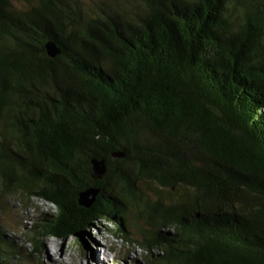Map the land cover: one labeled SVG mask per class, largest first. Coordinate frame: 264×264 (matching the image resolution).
I'll use <instances>...</instances> for the list:
<instances>
[{"label":"trees","instance_id":"1","mask_svg":"<svg viewBox=\"0 0 264 264\" xmlns=\"http://www.w3.org/2000/svg\"><path fill=\"white\" fill-rule=\"evenodd\" d=\"M2 195L55 205L32 255L105 219L148 264H264V0H0Z\"/></svg>","mask_w":264,"mask_h":264},{"label":"rangeland","instance_id":"2","mask_svg":"<svg viewBox=\"0 0 264 264\" xmlns=\"http://www.w3.org/2000/svg\"><path fill=\"white\" fill-rule=\"evenodd\" d=\"M54 207V204L38 197L31 198L27 205L13 197L5 195L0 197V223L4 236L8 241L13 240L17 247L21 248L22 253L20 257L8 258L6 264H64L63 260H66L65 264H97L95 260L103 261L104 257L95 248L93 239L100 241L99 233L105 231L108 224L105 219H101L102 226L94 223L81 235L65 240L48 238L45 246L39 248V252L30 254L35 246L28 241L31 227L42 214L54 211ZM104 243L115 244L123 253H127L129 263H150L146 258V252L136 245L113 238L104 240Z\"/></svg>","mask_w":264,"mask_h":264},{"label":"water","instance_id":"3","mask_svg":"<svg viewBox=\"0 0 264 264\" xmlns=\"http://www.w3.org/2000/svg\"><path fill=\"white\" fill-rule=\"evenodd\" d=\"M46 49L50 56H55L57 53L60 52L59 48L53 42L46 43ZM94 163V176L98 177L101 176L105 172V166L102 161H93ZM95 200V192L93 189L88 190V194H82L80 197V204L89 206Z\"/></svg>","mask_w":264,"mask_h":264},{"label":"bare ground","instance_id":"4","mask_svg":"<svg viewBox=\"0 0 264 264\" xmlns=\"http://www.w3.org/2000/svg\"><path fill=\"white\" fill-rule=\"evenodd\" d=\"M93 255H94V254H93ZM94 257H95V256H94ZM63 262H64V264H65L66 260H63ZM95 262H96L97 264H105L104 262L99 261V260H95Z\"/></svg>","mask_w":264,"mask_h":264}]
</instances>
